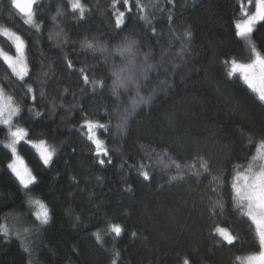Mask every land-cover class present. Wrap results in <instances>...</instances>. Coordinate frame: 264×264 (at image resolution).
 <instances>
[{"label":"trees","instance_id":"obj_1","mask_svg":"<svg viewBox=\"0 0 264 264\" xmlns=\"http://www.w3.org/2000/svg\"><path fill=\"white\" fill-rule=\"evenodd\" d=\"M82 2L90 11L80 21L74 18L68 0H37L34 12L41 24L37 31L23 24V17L9 0H0V28L16 32L26 42L30 68V78L26 79L33 85V93L25 103L23 82L11 77L2 61L0 87L24 113L32 106L41 114L28 122L20 115L14 116L13 129L24 127L29 132L26 140H43L55 150L53 164L45 166L31 143L18 144L19 155L39 181L27 195L41 199L52 217L43 227L31 223L34 217L18 220L16 217L29 208L26 203L21 207L25 194L6 169L11 153L4 145L9 137L7 128L0 125V202L6 205L3 212L9 213L7 219L0 214V226L8 228L7 237L0 230V264H111L114 251L120 253L117 264H178L177 254L187 256L192 264H241L259 249L254 243V226L249 228L250 221L235 209L233 165L238 170L246 167L264 140V102L241 79L226 75L230 63L225 62L250 60L246 48L241 53L243 40L234 36L235 23L241 17L238 8L247 0H141L144 11L137 13L133 7L132 13H126L123 31L115 28L112 0ZM153 2L157 7L152 6ZM117 7L124 11L120 4ZM139 15L149 17L155 34L138 19ZM169 15L172 21L167 19ZM189 26L193 36L190 54L184 55L186 63L175 57L150 73L149 87L158 89L151 103L137 108L125 132L116 133L115 117L112 133L100 132L112 165L85 170L81 161L90 163L94 146L89 147L91 142L84 134L87 130L79 127L82 115L106 122L104 105L113 107L114 98L107 90L94 94L91 85H84L82 77L73 74L86 67L111 83L110 66H99L103 58L95 60L93 54L81 52L80 44L74 42L86 36L110 37L111 48L129 37L138 41L142 52L151 49V62H156L162 50H168L170 41L169 56H175L182 47V33ZM253 39L264 54V40L258 33ZM0 47L15 54L3 36ZM64 54L73 61V69H66ZM43 73H48L47 79ZM165 79L168 87H161L159 81ZM150 94L141 92L143 96ZM120 102L131 105L127 94ZM161 143L171 149L173 159L177 155L186 157L177 160L179 163H191L196 155L210 161V171L203 173L199 182L196 178L190 181L193 192L187 185L162 189L165 180L159 165L150 181H144L130 167L141 162L155 165V158L141 161V157L145 149L160 152L157 146ZM122 161H127L123 170L119 168ZM217 200L223 204V211L217 207L210 214L206 206ZM109 224L121 225L124 231L120 237L108 232ZM217 228L227 229L237 239L229 244ZM133 231L137 236L131 235ZM94 232L103 239L97 241Z\"/></svg>","mask_w":264,"mask_h":264},{"label":"snow or ice","instance_id":"obj_2","mask_svg":"<svg viewBox=\"0 0 264 264\" xmlns=\"http://www.w3.org/2000/svg\"><path fill=\"white\" fill-rule=\"evenodd\" d=\"M10 4L11 7L18 10L21 14L24 25H30L37 31L40 30L41 24L37 23L34 12V5L37 4V0H23V2L22 0H10ZM117 4H120L124 8V11H121L117 7ZM152 6L157 7V4L153 2ZM68 7L71 9L74 18L80 21L85 20L86 14L90 11L82 0H68ZM111 7L115 16V28L123 31L126 13H132L133 7H135L137 13H142L145 6L141 4V0H112ZM238 11L242 14V18L235 23L234 36L242 38L244 43L241 53L246 48L250 54V62L240 63L235 59L226 61V64L230 63L231 65L230 71L226 75L232 77L234 74H238L239 79H242L248 88L259 94L260 101H264V54H262L261 49L258 48L256 41L253 39L254 33H258L261 40H264V31H261V29H264V23L258 24V22H264V0H247V4H240ZM138 19L146 22L151 27L152 33L155 34V27L152 26V21L148 16L139 15ZM167 19L172 21L173 18L169 15ZM53 20H55V17H53ZM170 31L172 30L170 29ZM174 35L175 33L173 32ZM0 36L9 40L15 50V54L13 55L5 51L3 47H0V61L10 70L11 77H15L17 82H23L22 86L25 89L24 99L25 103H27L29 94L33 93V85L28 83L26 79L30 78L29 62L25 52L26 42L19 34L8 28H0ZM192 36L193 33L190 26L186 27L182 33V37L184 38L181 40L182 47L175 53V56H169L172 48V42L170 41L168 50H162L161 58L156 62H151V49L149 52H142L138 41L129 37H125L121 43L111 48L108 46L110 37L106 40L103 36H86L83 40L74 42L80 44L81 52L93 54L95 60L100 61L101 57L103 58V64L99 66H110L109 79H111V83L108 84L105 78L96 77L94 74L95 70H90L86 67H80L73 74L81 76L84 85H91L94 94L98 90L101 94L107 90L110 96L114 98L112 101L113 107H109L107 104L104 105L106 109V122L94 121L89 119L87 114L82 115L83 122L79 127L81 131L87 130L84 134L87 141L91 142L89 147L94 146L92 155L89 158L90 163L81 161L85 170L97 166L106 169L108 165H112V156L106 147L105 140L99 138L97 130H103L104 133L111 134L113 131L112 120L115 117L118 121L115 125L116 133L125 132L129 118L136 113L137 108H140L142 105H149L155 92L158 90L149 87L150 73L163 68L166 63L170 64L175 57H179L182 62L186 63L184 55L185 53L190 54L191 49L189 45ZM64 43H67V37L64 38ZM156 43L159 45V41ZM240 43V41H237V44ZM73 52H75V47H73ZM96 53L100 55L97 56L95 55ZM64 60L66 61V69L71 70L74 68L73 61L67 54H64ZM164 75L167 76L168 72H165ZM43 76L47 79L48 73H43ZM159 84L161 87H168V80L159 81ZM142 90L151 94L143 96L141 95ZM125 94L131 99L130 106L120 102L121 96ZM40 95L43 98V85L41 86ZM32 99L35 100L36 97L32 96ZM81 112H83L82 109ZM18 115L28 122L30 118L39 117L41 114L35 111L32 106H29L27 113H24L22 108L14 103L12 96H6L4 88L0 87V125L7 127V136L10 137L9 142L4 145L11 153V159L6 165V169L18 183L19 191L25 194L21 207L26 203L29 208L27 213H21L16 218L21 220L22 217H34L31 223H38L40 227H43L48 225L52 220L50 210L41 199H34L27 195V193L38 186L39 181L24 159L19 155L17 145L21 141L31 143L32 147L39 153V158L45 166L53 164L55 150L46 147L43 140L39 142L26 140L29 132L24 127H16L13 130L12 118ZM249 143H251V137L249 138ZM157 147L161 149L160 152H157L155 148L145 149L144 155L141 157V161L153 160L155 158V165L141 162L130 167L134 168L138 176L142 177L144 181H150L157 171L156 165H159L162 179L165 180V184L160 185L162 189L166 186L177 187L187 185L188 191L193 192L190 181L196 178L199 182L202 174L208 173L212 167L208 159L199 155L193 157L191 163H179L177 160H186V157L177 155L176 159H173V154L169 147H166L163 143ZM177 152L182 153L183 149H177ZM126 166L127 161H122L119 168L123 170ZM233 170L235 175L231 182V189L234 192L235 209L240 216L246 217L250 221L249 228L254 226V243H258L259 249L255 254L247 257L246 264H264V140H261L257 147V155L252 156L251 160L247 162L246 167L243 168V171L238 170L235 165H233ZM96 179L100 181L101 177L97 176ZM213 179L217 178L214 177ZM71 181L73 184L77 183L75 177H72ZM127 190L131 191V188L129 187ZM201 199L203 200V197ZM5 206L0 202V214H2L4 219H7L9 213L3 212V207ZM217 207L223 211V204L219 200L215 203L210 201L209 205L206 206V210L211 214L215 212ZM76 219L78 221L80 218L77 216ZM0 230H3L5 237L8 236L7 226H0ZM23 231L30 232L31 230L24 229ZM123 231V228L119 224H109L108 226V232L114 234L115 237H120ZM216 231L229 244H232L237 239L225 228H217ZM19 234L18 231L17 235ZM93 235L97 241L103 239L99 232H94ZM131 235L135 237L137 233L133 231ZM28 251L30 252V250ZM119 256V251H114L111 264H117ZM176 259L178 264H192V261L187 256L181 258L177 254Z\"/></svg>","mask_w":264,"mask_h":264},{"label":"rangeland","instance_id":"obj_3","mask_svg":"<svg viewBox=\"0 0 264 264\" xmlns=\"http://www.w3.org/2000/svg\"><path fill=\"white\" fill-rule=\"evenodd\" d=\"M10 1V0H9ZM244 4H247V2H245ZM11 5V4H10ZM21 15V14H20ZM242 18V14H241V17H240V19ZM259 23V22H258ZM242 39V38H241ZM11 43V42H10ZM25 52H26V49H25ZM250 55V54H249ZM254 58V57H253ZM249 62H250V60H249ZM240 63H243V62H240ZM248 63V62H247ZM231 68V65H229V69ZM233 77H238V74H234L233 75ZM239 78V77H238ZM242 80V79H241ZM254 93H256V92H254ZM257 95H258V97H259V94L258 93H256ZM264 102V101H263ZM14 118V117H13ZM13 118H12V120H13ZM3 127H5V128H7L6 126H4V125H2ZM14 130V129H13ZM101 131H103V130H97V134H98V136H99V138H100V132ZM9 140H10V137H9ZM9 140H8V142H9ZM22 142H24V141H21L20 143H22ZM19 143V144H20ZM31 145V144H30ZM18 146V145H17ZM47 147V146H46ZM35 151H36V149H35ZM36 153H37V155L39 156V153L36 151ZM257 155V154H256ZM42 161V160H41ZM43 162V161H42ZM240 171H243V168L242 169H240ZM246 262H247V258H244V259H242L241 260V264H246Z\"/></svg>","mask_w":264,"mask_h":264},{"label":"water","instance_id":"obj_4","mask_svg":"<svg viewBox=\"0 0 264 264\" xmlns=\"http://www.w3.org/2000/svg\"><path fill=\"white\" fill-rule=\"evenodd\" d=\"M22 2H23V0H22ZM16 10V9H15ZM18 11V10H17Z\"/></svg>","mask_w":264,"mask_h":264}]
</instances>
